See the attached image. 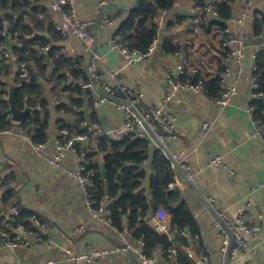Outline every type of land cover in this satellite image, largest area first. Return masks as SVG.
<instances>
[{
  "label": "crops",
  "instance_id": "crops-1",
  "mask_svg": "<svg viewBox=\"0 0 264 264\" xmlns=\"http://www.w3.org/2000/svg\"><path fill=\"white\" fill-rule=\"evenodd\" d=\"M52 1L54 0L39 2L46 13L44 28L41 26L42 30H39L40 26L37 22L36 32L49 39L48 45L63 49L65 57L77 59L80 62L77 68L85 64L87 69L90 53L86 45L78 37L62 33L57 29V15L50 8ZM136 1L74 0V9L79 20L93 22L88 26L87 31L94 38L95 48L104 59V69L100 72L103 83L113 88L126 86L135 93L142 92L144 94L142 103L145 106H162L164 98L161 88L168 89V74L176 76L177 67L187 59L198 69L196 76L203 78L209 84L210 92L208 93L178 91L167 106V111L178 119L179 137L170 141V149L174 153L183 152L189 155L187 163L196 178L194 184L196 192L185 184L178 174L175 182L169 185L179 189L182 200L189 205L197 223V233L194 235L189 230L185 233L181 232L180 238L187 239L188 243L187 246L179 243V246L188 254L193 264H202L200 257L204 254L207 255L209 264H250L252 261L251 264H264L263 144L259 139L252 138L254 125L248 111L251 107L255 111L252 85L255 82L258 83L254 78L256 60L253 56H258L264 51V32L262 30L257 34L254 31V19L257 13L264 10V0H253L254 18L244 17L245 0H234L231 20L236 21L232 23L231 20H227L224 32L216 27L196 29L197 18L202 23L214 19L198 10V7L204 6L211 0H199L203 4L197 3L196 0H174L173 8L160 14V32L157 35L158 43L155 49L148 57L130 66L122 54L111 51L110 41L114 35H117L122 23L128 17V9ZM6 13L10 11L0 10V15ZM27 15L23 16L25 21L31 17ZM178 17H183L181 24L170 28L169 23H174ZM6 21L8 20L5 19L4 27ZM0 35H2L1 32ZM234 36L244 37L246 50L240 65L245 73L239 83L238 94L233 98L231 105L222 109L217 105L216 98L223 90L224 70L230 68L236 71L240 66L239 63L225 58L224 41ZM11 38L10 34L7 35L5 40H1V44L10 47L13 52ZM166 39L178 45L180 51L171 53L164 50ZM33 48L45 56L48 68L52 69V61L49 58L51 52H48L51 48L45 51L38 44H35ZM12 58L5 63L13 64L14 67L18 61L27 60L26 54L19 56L15 50ZM13 71L19 72L15 68ZM112 74H116L117 82L114 81ZM176 78L179 79L177 76ZM80 79L82 78H78ZM68 80H73L70 75ZM214 80H218V85ZM14 81L13 78L7 79L9 88L8 93L4 94L6 100H9L10 91L15 88ZM91 90L94 100L92 108L85 101L84 109L85 117H87L85 121L99 128L97 134L115 137L110 134V131L123 126L126 120L125 115L111 99L95 108V100L103 93L101 90ZM47 93L50 98V119L47 130L48 139L44 144L45 153L51 156L55 153L56 141L63 136L62 130H67L60 129L57 120L64 119L73 123L75 117L56 111V106L66 101V95L59 94L54 97L49 90ZM128 101V96L124 94L119 98L120 103ZM91 115H93V121L90 118ZM204 125H206L205 128ZM8 131L0 132V200L4 197L7 203L6 219L12 215L13 208L18 209L22 206L32 211L35 216L44 220L43 223L40 221L43 224V231L50 236L53 243L45 247L32 244L29 247L15 249L1 248L0 264L47 262L70 264L66 249H71L75 254L87 255H91L94 250L109 251L107 255L99 256L93 264H142L135 253L116 251L118 247L138 245L139 239L133 237L127 224L120 229L113 224L96 223L92 220L80 183L66 173L78 168V161L72 153H68L63 161V169L66 172L60 171L50 166L34 151L30 140L20 134L17 126ZM79 145L81 148H90L91 143ZM156 150L155 146H150L149 156H153ZM211 155L221 156L225 167L211 165ZM96 161L100 163L101 160L96 158ZM143 168L146 171L145 185L147 186L152 174L150 161H146ZM173 188L170 187V189ZM202 197L207 199L211 208L223 213L227 218H233L238 209L243 208L246 222L261 228L260 232L251 239L254 247L253 256L241 252L227 259V254L221 251L214 213L212 209L207 208ZM18 203L19 207L16 206ZM107 203L110 207L113 205L110 201ZM82 226L85 227V231H80ZM155 256V261L166 264L161 249L155 252Z\"/></svg>",
  "mask_w": 264,
  "mask_h": 264
},
{
  "label": "trees",
  "instance_id": "trees-1",
  "mask_svg": "<svg viewBox=\"0 0 264 264\" xmlns=\"http://www.w3.org/2000/svg\"><path fill=\"white\" fill-rule=\"evenodd\" d=\"M40 1L0 0V10L10 11V13L0 15V32L2 33L0 41L5 40L9 34L12 37L17 34L22 47L13 46L12 50L13 52L15 50L19 56L23 53L26 54L30 70L37 74L36 82L32 83L28 79L21 78L18 71L14 72V68L15 70L19 69L13 64L5 63V61L0 64V128L10 130L17 126L19 129H23L34 143H46L48 139L50 98L47 90L54 97L59 94L67 96L65 97L66 101H62L56 106V111L73 115L75 120L70 123L64 119H58L57 125L60 129H67L71 137L86 133L82 128V123L87 119L84 104L86 101L87 105L92 108L94 100L93 91L91 89L84 91L77 81L78 78H82L84 82H89L91 79L85 64L77 68L80 63L77 59L67 58L59 47L51 46L48 52H51L49 58L52 61V69H49L45 56L33 48L35 44H38L39 47L49 44L47 37L36 32L37 22L40 26L39 30L44 28L46 13V10L39 5ZM196 1L203 4L202 1ZM233 2L234 0H221L217 3L219 17L210 22L202 23L201 21L199 28L216 27L224 32L227 20L232 17ZM174 4V0H137L129 9L128 17L116 33L119 41L131 50L147 51L160 32L161 12L172 9ZM26 15L31 17L25 21L23 16ZM5 19L8 20L7 28L4 27ZM182 19L183 17H178L174 23H169V27L174 28L180 25ZM263 28L264 10L255 16L254 31L259 34ZM164 50L175 53L180 51V47L173 44L170 39H166ZM69 75L72 77V81L68 80ZM9 78L15 80L13 99L16 108L19 111L30 109L18 124L11 120L9 100L3 98L4 94L8 93L7 79ZM254 78L258 81L255 93L262 94V96L254 99L253 116L264 123V51L257 56ZM193 79L197 80L196 77ZM214 81L218 85V80ZM205 85L207 93L210 92L207 81H205ZM121 95L123 94L115 93L109 98L119 102ZM90 118L92 121L94 120L93 115ZM79 144H76V149L85 159L87 168L97 172L96 197L113 203L111 205L113 225L123 229L124 224H127L133 237L145 242V251L150 258L154 259L155 252L161 249L166 264H193L179 243L187 246V239L180 238V235L186 230H189L192 235L197 233V223L189 205L182 200L179 189H170L169 187L175 182L178 174L172 167L171 161L164 157L159 149L150 157L148 140L137 137L135 133L118 137L93 134L91 135L90 148H81ZM96 158L101 160L100 163L96 161ZM146 161H150L152 171L147 186L145 185L146 171L143 168ZM101 164H104L105 167V177L101 173ZM16 206L19 207V203ZM6 208L7 203L2 197L0 200V229L11 231L13 228L23 225L27 229L38 230L30 220V217L34 215L32 211L21 206L18 208L17 216L9 215V218L6 219ZM159 208L165 209L170 216L171 236L157 233L144 220ZM37 217L43 223L44 220ZM172 247H176L177 253L170 256L168 249ZM159 264L161 263L159 262Z\"/></svg>",
  "mask_w": 264,
  "mask_h": 264
},
{
  "label": "built area",
  "instance_id": "built-area-1",
  "mask_svg": "<svg viewBox=\"0 0 264 264\" xmlns=\"http://www.w3.org/2000/svg\"><path fill=\"white\" fill-rule=\"evenodd\" d=\"M219 2H221V0H211L204 6L198 7V10L204 12L209 17L216 19L219 17V13L216 8L217 3ZM245 3L244 17L254 18L252 11L253 0H245ZM50 8L57 15V29L62 33H69L81 39L91 55L90 62L87 67V71L90 74L91 79L89 82H84L82 79L78 81L83 89H97V91L101 90L103 93L95 100L94 107L98 108L100 105L106 103V101L110 99L109 97L115 93L124 94L129 98L128 102H116L117 108L125 115L126 120L123 126L110 131V134L120 136L128 133H135L137 137L147 139L149 147L155 146L159 149L164 157L171 161L174 169L176 163L183 171L185 177L190 182L195 184L196 178L190 171V167L187 163L189 155H186L183 152L174 153L170 149V141L179 137L178 119L172 113L167 111V106L171 99L180 90L191 91L194 93H207L205 80L196 76L198 69L185 59L176 70V76L179 77V79L170 73L168 74L167 79L168 89L165 87L161 88L164 104L162 106H145L142 103V99H144V94L142 92L135 93L126 86H116L113 88L109 84L102 82L100 79V72L104 69V59L103 56L97 52L94 44V38L87 31L88 26L92 25L93 22H84L77 18L74 9V0H54L52 1ZM228 20H231V18ZM235 21V19L231 20L232 23ZM195 22L196 29H199L201 20L197 18ZM7 26L8 22L6 21L5 28H7ZM243 39V36H234L225 39L224 47L226 48L227 53L225 58L228 61L237 62L240 65L246 50V45ZM157 43L158 39L156 37L147 51L131 50L119 41L117 35H114L110 41V48L111 51L122 54L127 64L132 66L140 60L148 57V55L155 49ZM12 45L22 47V43L18 39L17 34L11 38V46ZM50 47L51 45H47L43 47V49L47 51ZM60 50L63 52V49ZM253 58L254 60H257V55H254ZM12 59V51L10 47L0 44V64L4 61ZM16 67L19 69L21 78L28 79L32 83L36 82L37 76L33 71H30L27 60L23 59L18 61V63H16ZM255 70L256 66L254 67V71ZM244 73L245 72L241 65L236 71H232L230 68H226L224 70L222 75L223 90L220 93V96L216 98L217 105H219L222 109L231 105L233 98L238 94V86L244 76ZM112 77L114 78V81L117 82L116 74H112ZM194 77H196L197 80L194 81ZM257 88L258 84L255 82L252 85V89L254 90L252 95L255 98L262 96V94L255 93ZM3 98H6V96L4 95ZM248 111L252 117L254 125L252 138L259 139L262 142V152L264 155V123L255 119L253 116L254 109L252 107L249 108ZM82 125V128L86 131L84 134H78L71 137L68 130H62L61 133L64 138L56 141L55 153L51 156L45 153L44 143L32 142L28 134H26L23 129H20V134L30 140L32 148L42 159H44L50 166L57 168L60 171H65L63 169V161L68 153H72L78 161V168L76 170L65 172L80 183L92 220L96 223L113 224L111 207L108 205L107 201L104 199H98L95 195V192L98 190V184L96 181L97 172L94 169L87 168L85 159L79 154L76 146H73V144L76 145L77 143H84L86 145L90 144L91 135L99 133V128L95 124H90L87 121H84ZM205 126L206 125H204V128ZM159 128L162 129V133L159 131ZM0 132L7 133L9 131L0 128ZM210 164L213 166L225 167L221 156L211 155ZM262 185L264 186V182ZM170 187L173 188L174 185H171ZM11 214L17 216L19 214V210L13 208ZM244 216V209L240 208L238 209L236 216L233 218H227L223 213L218 212V218L215 220L217 236L221 243V251L225 254H229L231 257H234L236 254L241 252H245L248 255L253 256L254 247L251 244V239L260 232L261 228L258 225H249ZM30 220L38 227L37 231L27 229L23 225H19L11 231L3 228L0 229V249L29 247L32 244L40 245L41 247L51 245L53 240L45 231H43V224L40 220L35 215L31 216ZM146 221L157 233L170 236V216L165 209L159 208L154 215L147 217ZM80 231H85V227L82 226ZM145 248V242L140 239L138 240V245L136 247L126 245L124 247L116 248V251L120 253H135L142 264H159L158 261H155L146 254ZM65 252L70 264H81L82 262L93 264L99 256L107 255L109 253V251L105 250H94L91 255H87L85 253L75 254L71 249H66ZM168 253L170 256L175 255L177 253L176 247L169 248ZM200 262L202 264H209L207 255H202L200 257ZM42 264L54 263L47 262Z\"/></svg>",
  "mask_w": 264,
  "mask_h": 264
},
{
  "label": "water",
  "instance_id": "water-1",
  "mask_svg": "<svg viewBox=\"0 0 264 264\" xmlns=\"http://www.w3.org/2000/svg\"><path fill=\"white\" fill-rule=\"evenodd\" d=\"M129 10V9H128ZM45 34V33H44ZM90 58H91V55H89V59H88V63L90 62ZM115 88V87H114ZM14 89L13 88L11 91H10V95H9V102H10V105H11V108H10V112H11V117H12V121L15 122V123H19L22 118L24 117V115L30 111V109H26L24 111H19L16 106H15V103H14V99H13V92H14ZM159 131L162 133V129L159 128ZM73 146L75 147L76 145L73 144ZM101 168V173L103 175V177H105V167H104V164H101L100 166ZM175 169H176V172L178 173V175L181 177L182 181L187 184L192 190H194L196 192V188H195V185L190 182L184 175L183 171L180 169V167L175 163ZM203 198V197H202ZM204 199V198H203ZM205 203H206V206L209 210L212 209L213 213H214V216L215 218L217 219L218 218V212L216 210H214L213 208H211V205L210 203L207 201V199L205 198ZM230 258V255L227 254V259Z\"/></svg>",
  "mask_w": 264,
  "mask_h": 264
}]
</instances>
